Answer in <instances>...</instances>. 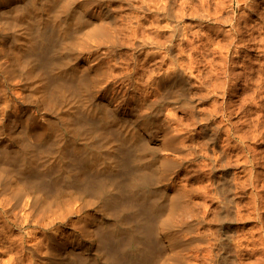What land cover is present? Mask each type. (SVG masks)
<instances>
[{
	"label": "bare ground",
	"instance_id": "6f19581e",
	"mask_svg": "<svg viewBox=\"0 0 264 264\" xmlns=\"http://www.w3.org/2000/svg\"><path fill=\"white\" fill-rule=\"evenodd\" d=\"M195 2L194 0H0V32L7 36L11 31L10 35L13 36V41L6 44H4L6 41L2 43L0 40V78L4 73L10 74L15 80L18 78L17 82L10 78L15 81L14 84L9 85L11 89L17 86L18 91L28 92L26 93L28 97L36 99V103L42 102L47 109L46 112H51V114L39 116L34 111L30 113L26 110L28 113L26 112L27 114L20 118L9 114L10 120L7 121L9 126L15 129L22 126L16 136L10 140L14 142V146L7 145L8 140L2 139L5 127L8 125L3 122L4 117L0 116V176H8L12 186L8 182L5 185L13 187V196L19 200L18 203L9 196L13 201L4 200L6 204L4 202L2 205L0 202V207L6 214L11 212L10 215L13 217L11 221L24 233L21 240L19 239L22 244L26 239L34 241L37 228L44 235L45 241L49 242L47 244L51 245V241L56 240L57 232L51 231L55 221L51 220L49 223V214H52L49 211L52 212V205L62 201L68 193L78 190L95 194L99 189L98 193L103 194L104 188L96 184L93 177H104L118 164L114 160L108 162L109 160L101 158L96 161L95 151L91 150L90 153L85 154L82 150V147L93 144L96 134L103 138H113L115 133L120 132L123 143L118 144L119 150L123 144L128 145L131 150L140 148L143 153L137 159V166L143 172L140 173L139 179L147 181L150 175L144 173L146 170L154 168L158 172L159 180L164 184L157 190L161 192L162 198L171 201L170 205L168 204L169 207L167 206L168 221H171L178 213L181 219L187 217L190 219L195 216L193 214L195 194L200 196L209 194L207 185L193 189L178 181V176L173 174V165L180 158L175 157V150H172L170 145L181 140L182 147H186V142L192 140V135L209 136L206 141L215 149L212 156L202 151L205 149L203 145L206 142H204L198 146L200 152L192 147L190 159L183 158L181 161L190 162L193 159H200L209 171L235 170L231 173L235 185L233 182L232 184L238 190L242 191L246 188L251 191L252 201L250 202L253 203L252 211L256 214L259 191L256 131L259 119L264 117L258 115L260 112L258 113L256 96L264 87V63L262 62V70L258 71V80H253L250 75L252 71L248 72L249 67L245 63H240L239 60L242 54L252 51H255L257 56L264 57V1L257 3V0H225L223 3L216 0L214 7L211 0ZM235 2L238 4L237 9L234 6ZM239 10H241L240 13H238ZM188 19L198 21V24L185 22ZM202 23L208 24L201 26ZM217 24H224L225 29L220 30L217 26V29L214 28ZM196 26L200 31H192ZM215 35L221 36L222 39L215 42V38L213 39ZM101 43H104L105 57L124 46L134 53L143 55L139 66H134L130 71L122 74L126 86L123 84L112 96L109 92L110 84L104 86L103 83L105 77L112 75L113 70L109 68L110 72L107 70L105 75L106 67L101 59L102 53L92 50L89 56L84 57L88 48L98 47ZM5 55L8 60L4 61L2 57ZM116 78L114 77V80ZM139 81L141 85L143 84L141 87ZM249 87L251 93H249ZM1 91L0 101L4 97ZM17 93L15 92L16 95L19 94ZM244 93L248 95L246 99L244 98L245 100L242 98ZM13 97L14 101L18 99V96ZM247 104L251 107L248 108L249 112L246 111L247 114L251 112L250 114L254 115L250 137L242 129L241 119L236 120L237 122L233 121L240 114L242 116L243 112L245 114ZM6 105L8 107L9 104ZM123 105H127L128 110L122 109ZM157 105H160L159 110L153 117L149 114L141 115L143 119L134 124L138 116L134 119L131 117L132 113L140 112L144 107L154 110ZM12 111L9 112L12 113ZM13 112L16 113V111ZM3 113L0 115L5 114ZM52 114L56 117L55 120L52 119ZM11 133L14 134L9 132ZM157 134H161L162 142L151 147L150 137ZM37 139L39 140L35 142L34 140ZM39 141L42 142L37 143ZM220 143H223V150L216 154V147ZM6 146H9L8 149ZM149 152L153 153L150 159L146 157L150 156ZM17 162L20 165H17ZM80 164L82 166H79ZM14 169L16 171L20 169V171L10 175L15 171ZM8 170H13L9 172L10 176L5 175ZM87 170L94 171L96 175L90 176ZM48 171L54 173H51L55 175L53 180L44 178ZM26 172L31 175L23 177ZM139 189L137 186L133 188V192H140L141 189ZM12 193L10 192V195ZM51 194L58 200L52 205L49 204V196L53 199ZM40 198L45 199L47 208L51 205V208L47 209L48 215H38L39 212H36L35 206ZM162 203L160 202L161 206H159V203L154 200L151 207H140L136 221L133 218L132 221L127 222L128 224L124 225L121 222L122 224L119 225L121 228L116 227L114 233L123 230L128 233L126 242L124 241L123 245L120 244L118 247L121 246L125 252L131 250L130 248L139 252L140 261L135 264H150L157 252V246L151 242L150 235L157 228L156 210H161ZM45 212L43 213L46 214ZM237 213L238 218L242 219L241 212ZM200 218L201 220L197 218L195 221L206 222L203 216ZM56 219L59 220V218ZM82 226L81 229L84 228V231L86 225ZM35 229L37 230L34 232ZM251 233L249 234L254 239L257 231ZM209 238L213 240L211 236L208 240L206 235L202 236L201 240L206 245L201 248L198 246L192 254L196 264L216 262L211 251L214 244ZM39 241L42 240L39 239ZM240 242H242V248L244 242ZM253 242L255 244L256 240ZM31 243L23 245L25 251L31 256L30 260L28 259L29 262H26L50 264L52 253L46 249L48 251L46 253L49 254L41 255L42 251L39 253L40 249L37 250L38 243ZM73 243L78 246L79 242L73 239ZM59 244L58 247H61ZM260 245H262L260 248H263L264 244ZM50 247L53 249V246L47 248ZM54 250L57 251L56 248ZM106 250L109 258L105 264H121L115 258L114 245H108ZM256 252V246H254L252 253L255 257ZM226 255L220 256L216 263L223 264L227 261L228 255ZM246 255L248 254L245 253ZM72 257L78 259L79 256ZM85 258L87 260V257ZM233 258L236 260L237 257ZM73 259L72 263L68 264H89L84 262L85 259L82 261ZM257 262L259 263L258 260L255 263Z\"/></svg>",
	"mask_w": 264,
	"mask_h": 264
},
{
	"label": "rangeland",
	"instance_id": "374dc122",
	"mask_svg": "<svg viewBox=\"0 0 264 264\" xmlns=\"http://www.w3.org/2000/svg\"><path fill=\"white\" fill-rule=\"evenodd\" d=\"M194 1H196L198 3V0H194ZM224 1L225 0H221V1L217 0V2H223V3H224ZM263 1L264 0H262V1L257 0V3H262ZM214 3L216 4V0H211V4L213 7L215 6ZM234 6H235V9H237L238 4L235 2ZM240 12H241V10L238 11V13H240ZM185 22L195 24V25L198 24V21L194 22L191 19L185 20ZM207 24L208 23H202L201 26H204ZM216 26L220 30L225 29L224 24H217V25H215L214 28H216ZM0 30H1V28H0ZM197 30H199V27H197V26L192 29V31H197ZM9 33L11 34V31H9ZM10 34H8L6 36L5 33L2 34L0 32L1 42L3 43L6 41L4 43V44H6L8 42L13 41V36H11ZM213 39L216 42V40L218 41V40L222 39V37L221 36L218 37L215 35V36H213ZM103 44L104 43H101V45H99L98 47H95V46L90 47V48L87 47L88 49L86 48L87 50L84 54V57L89 56V52L92 50L93 51L98 50L100 54L102 53L101 59H103V62H104L105 67H106V69L104 68L105 75H106L107 70H109V68H112V70H113L112 75H110V76L108 75L107 77H105V80L103 83L104 86L110 84L109 92H110V96H112L113 94H115L116 90H118V89H120V87H122L123 84L126 86V82L123 81L125 78L122 77V74L130 71L131 68L134 66H139V61L143 58V55L140 53H134L132 50H130L126 46H124L120 49H117L114 53H111L107 57H105L103 54V51H105V47H103ZM254 52L255 51H252L251 53L245 54L246 57L244 54H242L241 57L242 58L245 57V58H243V59H245V61L243 59H241V57H240L239 62L245 63L249 67L248 72L252 71V74H250V75H251V77H253V80H258V78H257L258 73H259L258 71L262 70L261 66L264 63V57L259 56V55L257 56V53L256 52L254 53ZM134 56H135V58H134ZM6 57H7L6 55L3 56L2 58H4V59H2V60H4V61H5V59L8 60V57L7 58ZM258 64H260V66ZM263 70H264V68H263ZM109 72H110V70H109ZM4 76H6L8 78H6ZM11 77L12 76H10V74L8 75V73H4L3 77H1L2 79L0 78V91L2 90L1 94H2V96H4V97H2V100L0 101V105L2 104L0 106V108H2V109H0L1 110L0 113L1 114L3 112L5 113V114L3 113L4 115H0V116H2V118L3 117L5 118V120L3 118V122L8 125L5 127L6 133L4 132V135H2V139H4L5 141L8 140L7 143H9V144H7V145L14 146V142H11L10 140L16 136L17 132H19L22 129V126H21V128H19L20 126H18V128H16V129H15V127L9 126L8 122L10 120L9 118H10L11 114L14 115V117L20 118V117L25 116V114H27L28 111L30 113H32V111H34L39 116L48 115V114H51V112H49V111L46 112L47 109L45 108V106H43L44 104H42V102L39 101L38 103H36L37 102L36 99H34V98L32 99V98L28 97L26 95V93L28 94V92L18 91L17 86H16L17 88L15 87L17 90L15 88L11 89V86H9V85L10 84L12 85L15 83V81L17 82L19 80L18 78H16V80H15V78L12 77V79L15 80L14 81V80L10 79ZM114 77H117L116 80H114ZM142 85H141V82L139 81V86L141 87ZM250 87L252 88V86H250ZM250 87L248 89L249 93H251ZM256 89H257V86H256ZM263 90H264V87H262V89L259 90V94H257V96H256L258 98L257 99V106H258L257 108L259 109L258 113L260 112V114H258V115H260V116H262V115L264 116V113H263L264 112V101H263L264 100V95H263L264 91ZM12 91H15L16 93L18 92L19 94L21 93L20 94L21 96L24 94V96H22L23 98L18 93H17L18 95H16L15 92L12 93ZM240 92H242V91H240ZM260 92L262 94H260ZM260 95H262V96H260ZM7 96H9V97H7ZM13 96H15V97L18 96V99L22 98L23 100L20 99V101H18V99H17L16 101H14ZM25 96H27V98ZM247 97H248V95H246L245 93L242 95L243 100H245ZM4 98H5V101H4ZM7 98H9L10 100L12 99V101L16 105ZM24 100H26V101L23 102ZM6 101L7 102L10 101V102L7 103ZM5 103L9 104L8 107ZM17 104H19V105H17ZM114 104L116 105V102H114ZM159 106L160 105H157L154 110L146 109L147 107H144V109H141L140 112L132 113V116H131L132 118L134 117V119H135L136 116H138V118L136 119L134 124H137V122H140L143 119L142 118L143 115L149 114L151 117H153L156 114V112L159 110ZM246 106H247V109L251 108V107H249L248 104L245 105V107ZM5 107H7V108H5ZM28 107H29V109H28ZM30 109H32V110H30ZM122 109L128 110L127 105H123ZM247 109L245 108V114L243 112L242 116L240 114L238 116V118L234 119L233 121L237 122L236 120L241 119V123L242 122L244 123V124L242 123L241 127H243L242 129L244 130V132L246 131L245 134L250 137V135L252 133V131H251L252 123L254 122L253 121L254 115L250 114L251 112L247 114V112H249V109L248 110ZM12 110L16 111V113L13 112ZM26 110H28V111H26ZM9 111L10 112L12 111V113H10ZM15 114H16V116H15ZM51 117L54 120L56 119V117H54L53 114L51 115ZM243 119H244V121H243ZM249 120H251V122ZM263 120H264V117L259 119V124L257 125L258 128L256 131V134H258L257 135L258 137L256 138V140H257L256 141V147L258 150L257 151V155H258V157H257L258 158L257 173L259 171V174H258L259 176H257V181H258L257 186H258L259 191H258V196H257V204H258L257 206L258 207H257L256 214L252 211L253 203L250 202V201H252V199L250 198L251 191L247 190L246 188H245V190L241 191V190L236 189V187L234 186L235 183L232 180L233 175L231 173L235 172V170L234 171H231V170L226 171L223 169H219V170H215V171H209L203 166V164H202L203 161L200 159H195V160L193 159L190 162L181 161L183 158H187V159L189 158L190 159L189 156H191L190 151H191L192 147L196 148V151L200 152V148H198V146L202 145L204 142H206V144L203 145V147L205 149L202 151H205L209 156H212L214 154L213 150H215V149L213 146H210L208 144V141H206V139L208 140L207 137H209V136H205L203 134L192 135L191 136L192 140H189L186 142V144H187L186 147H182V141L181 140H178L177 142H175L174 145H170V147L173 148L172 150H175V157L180 158V160L177 161L173 165V174L175 176H178V181L186 184L188 187L193 188V189H198V188H201V187H204L207 185L209 188L208 190H209L210 195L208 194V196H200V195L195 194V196L193 198V201L195 204V211L193 212V214L195 216L190 217V219H189V217L181 219L180 215L178 216V214H179L178 213V214H176L177 216H174V218L179 217L180 218L179 220H182V221H179L176 218L175 219L173 218V219H171V221H168V219H167V217H168L167 213H169L168 212V207H169L168 204L171 203V201L169 199L165 200V198H162L161 192H159L157 190L161 187V185L164 184V182H161V180H159L158 172L154 168L146 170L144 173L150 175V177L147 178V181L145 182L143 179H139L140 173L143 172V171H140L139 166H137V159L143 153L140 150V148L137 147V149L131 150L128 145L123 144V146H121V148L119 150L118 144L123 143V141L121 139L122 135H119L120 132H119V134L115 133L113 135V138H109V137L103 138L101 136H98L99 134H96L97 136L93 140V144H91V145L89 144V145H86L85 147H82V150L85 152V154L90 153L91 150L95 151L94 154H95V160L96 161H98L101 158V159L109 160L108 162H112L114 160L118 164V166L114 170L106 173V175L104 177H93V180L95 181V183L102 186L104 188L105 192L103 190V194H100V193H98V191H99V189H98V191L95 194L94 193L88 194V193H83L81 191L75 190V191H72V192L68 193L67 195H65L64 199H62V201H59V203L55 202L57 204L54 203V205H52V203L54 201H58V200H56L54 195L51 194V195H53L52 196L53 199H51V196H49V204L52 205V208H53L52 212L47 210V209L51 208V205H49L50 208H47L45 199L42 198L43 199L42 200L40 198L39 203H37V205L35 206L37 209L34 208V210L36 209V212H39L38 215H42V214L48 215L49 213H52V214L55 213L54 215L49 214V220L50 221L49 220L48 221H49V223L51 222V220L55 221V223L52 225L54 227L51 226V228H52L51 231L53 230L52 232L53 233L57 232V234L56 235L54 234L56 240L51 241L52 243H50L51 245H49V244H47L49 242L45 241L44 235H42V232H40V229L37 228L39 231L37 229H35L34 232L37 230L36 231L37 234L35 235L34 241L36 240L35 242L38 243V245H39V248H37V250L40 249L39 253L42 251L40 253L41 255H45V253L48 251H50L49 253H52V254H50V255H53V256H51L52 260H50V264H68V263H72L71 260L73 258L77 261H79V260L82 261V259L86 260L85 257H87V260L84 261L85 263L88 262L89 264H105V262L109 258V253L106 250L107 246L108 245H111V246L114 245L115 246V251H114L115 258L117 260H119L121 264H135V263L140 261L139 260V256H140L139 252H136L135 249H133V248H130L131 250H128V251L126 250V252H125L121 248V246L118 247V245H120V244L123 245L124 241L126 242V239L128 238V233L125 230L117 232V233H114V232L116 230V227H118L122 223L125 225V223L128 224L127 223L128 221H132L133 218L135 220L136 216L138 218L139 217V213H138L139 211L138 210L141 208H144V207H151L153 204V201L156 200L159 203V206H161L160 202L161 203L163 202V203H162V207H160L161 210H156V212L158 213L157 214L158 215L157 216L158 217L157 218V228L155 230H153L154 232L152 231V233L150 235L151 242L157 246V252H156L155 256L152 258L153 260H151L150 264H196V261L194 260V257L192 254H194V251L196 250V248L198 246H200L199 248H201V247L206 245V243L201 240V237L205 236V235H206L207 240H208V237H210V236H211V238H213V240L210 238L209 239L212 242V244H214L211 247V251H212L213 258L215 259L216 262H218V260L220 259V256L224 255V253H226V251H227L229 254L226 253L228 256L226 254L225 255L227 256L226 258L228 260L225 262L222 261V263L224 262L225 264H229V262H230V264H238V263L239 264H245V263L246 264H256L255 262L258 260L260 264H261V262L263 264L264 263V251H263L264 245H263V248H260L262 246L260 244H264V240H263V238H264V187H263L264 186V165H262V164H264V158H263V156H264V133H263L264 130H261V129H264V127H263L264 121ZM260 122H262V123H260ZM252 130H253V128H252ZM259 130L262 132L260 133ZM9 132H13L14 134H12V133L9 134ZM9 135L12 137H10ZM150 138H151L150 139L151 140V143H150L151 147H154L155 145H158L162 142L161 134H157V135L152 136ZM38 140L39 139L34 140V141L36 142ZM180 141H181V143H180ZM41 142L39 141L37 143H41ZM251 142H253V141H251ZM4 145H6V143H4ZM9 146H6V148ZM179 148H180V150H179ZM221 150H223V143H220L217 145V147H216L217 153L216 154H219L220 152H222ZM126 151H128V152L126 153ZM259 151H261V152H259ZM148 154L150 156H146V157L148 159H150L153 156V153L149 152ZM98 163H101V162H98ZM18 164L20 165L19 162H17V165ZM54 164H55V162H54ZM52 165H53V163H52ZM79 166H82V165L80 164ZM79 166H77V167H79ZM238 170H240V169H238ZM17 171L19 172L20 169ZM17 171L15 170L13 172V170L12 171L8 170V171H6L8 173L5 172L6 173L5 175H9V172L10 173L13 172L10 174V175H12ZM87 172L90 176L92 174L96 175V173L94 171L87 170ZM47 173H48L47 176H51V177L49 178V177L45 176L44 178H47L49 180H53L55 175H52V174H54V173L53 172L49 173V171ZM188 174H190V175H188ZM27 175H31V174L29 172H26L23 174V177H25ZM20 176H22V175H20ZM7 177L8 176L4 177V175H3V177L0 176V179L3 182V183L0 182V185H1L0 186V190H1V192H0V200L1 201L0 202L2 203V205H4V202H5L4 200L9 201V199H10L11 201H13L12 199L14 198L13 193H12L13 187H11V188L9 187V185L10 186H12V185L9 183V180ZM259 177L261 178V180ZM5 178H6V180H5ZM230 178H231V180H230ZM258 178H259V180H258ZM7 182L9 185L8 184L5 185V183H7ZM62 182H64L63 178H62ZM232 182L234 185L232 184ZM2 184H4V185H2ZM259 184L260 185L262 184V185L260 186ZM137 186L141 189V191L140 192H138V191L133 192V188H135ZM243 191H245L246 194ZM10 192L12 193V195H10ZM9 196L12 197V199ZM5 198H7V199H5ZM16 198H14V200L18 202L19 200H18V198L17 199ZM258 201L261 202L260 203L261 205L259 204ZM12 203H15V202H12ZM44 203H45V205H44ZM5 204H6V202H5ZM238 210L243 215L242 219H241V217L238 218V213H237V212H239ZM2 211L3 210L0 207V230L2 231V232L0 231V235H1L0 236V264H26L27 263L26 261L29 262L31 256L29 255V253L27 251H25V248H23V245L24 244L30 245L31 242H33V244H36V243L32 240L29 241L28 239H26L24 244H22L20 240H21V237L24 236V233L17 228V226L13 223V221H11V220H13L12 215H10L11 212L6 214ZM48 211H49V213H47ZM43 212H45L46 214H44ZM236 213H237V216H236ZM200 216L201 217L203 216L205 218V220H206L205 223L196 222L197 218H199L201 220ZM10 217H12V219ZM53 217H55V218H53ZM5 218H6V220H5ZM56 218H59V220ZM137 218H136V220H137ZM191 218H192V220H191ZM3 220H5V221H3ZM123 220L124 221L126 220V221L124 222ZM192 221H194V222H192ZM5 222H6V224H5ZM159 222H160L161 226L158 225ZM178 222H180V223H178ZM184 222H185V224H184ZM83 223H85L86 226ZM171 224H172V226H171ZM81 225H83L82 227L85 226L86 229L84 231H83L84 228L81 229ZM119 227L121 228V226H119ZM11 230H12V232H11ZM207 230L210 232L208 233ZM255 230L257 231V234L253 239V237H251V234H252L251 232L255 231ZM260 230H262V231H260ZM81 231H83V232H81ZM204 231L205 232L207 231V232L204 233ZM19 233H20V236H18ZM249 233H251V234H249ZM5 235H6V237H5ZM41 236L43 238H41ZM57 236L59 238H61L62 240L57 238ZM78 237H79V239H78ZM246 238H248L249 240ZM16 239H17V242H16ZM39 239H41L42 241H39ZM73 239L76 241L78 240V242H79L78 246H76V244H74V243L72 244ZM253 240H256V243H255L256 245L254 244ZM259 240H262L263 242L259 241ZM12 241H15V242L12 243ZM65 241H66V243H65ZM240 241L244 242L242 248H241L242 242H240ZM41 242H43V243H41ZM62 242H63V245H61ZM199 242H200V244H199ZM201 242H203V244ZM239 242H240V244H239ZM21 244H22V246H21ZM55 244H56V246H54ZM58 244L61 247H58ZM226 244L228 247L226 246ZM19 245H20V247H19ZM44 245H46L47 247L53 246V249L56 248L57 251L56 250L53 251V249L51 247L50 248L52 250L50 248L45 247ZM74 246H75V248H74ZM159 246H160L161 250L159 249ZM254 246H256V251H257L256 257L252 253ZM68 247L71 249H69ZM116 247H118V248H116ZM19 248H20V250H19ZM42 248H43V250H41ZM244 248L247 250H245ZM81 249H83V250H81ZM251 249H252V251H251ZM21 250H23V251H21ZM21 252L23 254H21ZM49 253H46V254H49ZM237 253L239 255L241 254L242 257L237 255ZM245 253L248 255L245 256ZM82 254H83V256H82ZM21 255H23V256L21 257ZM73 255L79 256V257L81 256V257L80 258L78 257V259H77V257L76 258L72 257ZM215 255L217 256V258ZM225 255L222 257H225ZM233 257H237L236 260H234L235 258H233ZM239 257H241L243 259H241ZM154 258H156V259H154ZM20 259L22 261H20ZM23 259H25V261ZM232 259H233V261H232ZM229 260H231L232 262ZM216 262H214V264ZM259 263L257 262V264H259ZM199 264H203V263L201 262ZM216 264H219V263H216Z\"/></svg>",
	"mask_w": 264,
	"mask_h": 264
}]
</instances>
